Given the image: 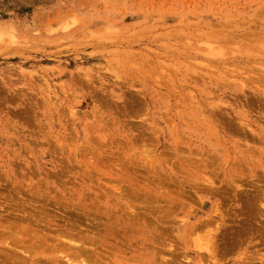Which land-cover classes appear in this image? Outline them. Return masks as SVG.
<instances>
[{"label": "rangeland", "instance_id": "374dc122", "mask_svg": "<svg viewBox=\"0 0 264 264\" xmlns=\"http://www.w3.org/2000/svg\"><path fill=\"white\" fill-rule=\"evenodd\" d=\"M5 262L264 264V0H0Z\"/></svg>", "mask_w": 264, "mask_h": 264}, {"label": "bare ground", "instance_id": "6f19581e", "mask_svg": "<svg viewBox=\"0 0 264 264\" xmlns=\"http://www.w3.org/2000/svg\"><path fill=\"white\" fill-rule=\"evenodd\" d=\"M13 250V249H12ZM1 255H3V254H1ZM14 255V254H13ZM4 256V255H3ZM5 258H7V257H5ZM18 258H20V257H18ZM8 259H9V257H8ZM6 261H7V263L9 262L7 259H5ZM4 261V260H3ZM6 263V262H5ZM6 263V264H7ZM1 264V263H0ZM93 264H94V262H93Z\"/></svg>", "mask_w": 264, "mask_h": 264}]
</instances>
